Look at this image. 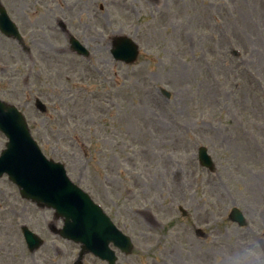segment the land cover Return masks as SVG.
I'll return each instance as SVG.
<instances>
[{"label": "rangeland", "instance_id": "obj_1", "mask_svg": "<svg viewBox=\"0 0 264 264\" xmlns=\"http://www.w3.org/2000/svg\"><path fill=\"white\" fill-rule=\"evenodd\" d=\"M4 2L21 20L22 0ZM54 9L90 58L69 54L59 32L53 72L28 81L30 66L13 67L0 98L131 236L120 264H220L249 239L264 243V0H55ZM113 35L139 45L133 65L112 59ZM4 143L0 134V151ZM200 146L215 173L199 165ZM233 207L246 227L227 220ZM52 213L1 178L0 264H72L79 248L49 233ZM23 225L45 241L34 253Z\"/></svg>", "mask_w": 264, "mask_h": 264}, {"label": "water", "instance_id": "obj_2", "mask_svg": "<svg viewBox=\"0 0 264 264\" xmlns=\"http://www.w3.org/2000/svg\"><path fill=\"white\" fill-rule=\"evenodd\" d=\"M73 50L87 56V52L76 40L70 39ZM116 60L132 62L137 55L135 45L127 38L116 37L111 50ZM38 106L43 107L38 103ZM0 131L9 138L7 149L0 158V176L6 172L10 179L22 189L21 194L37 203L57 208L65 219V228L60 233L76 241H83L84 251L100 247L95 239H86L83 230L92 227L90 234H98L103 243L111 240V230L102 216L87 199L65 178L63 168L51 161L47 162L29 136L25 121L20 113L10 105L0 102ZM200 161L213 170L210 158L200 152ZM230 219L239 225L244 224L241 213L233 209ZM77 227V228H76ZM69 236H68V235ZM28 241L33 242L31 235ZM124 245V244H123ZM122 245V246H123Z\"/></svg>", "mask_w": 264, "mask_h": 264}, {"label": "clouds", "instance_id": "obj_3", "mask_svg": "<svg viewBox=\"0 0 264 264\" xmlns=\"http://www.w3.org/2000/svg\"><path fill=\"white\" fill-rule=\"evenodd\" d=\"M220 264H264V243L249 239L224 254Z\"/></svg>", "mask_w": 264, "mask_h": 264}, {"label": "flooded vegetation", "instance_id": "obj_4", "mask_svg": "<svg viewBox=\"0 0 264 264\" xmlns=\"http://www.w3.org/2000/svg\"><path fill=\"white\" fill-rule=\"evenodd\" d=\"M50 14V13H49ZM46 17H36L35 15L33 16V19L28 18V21L24 22V25L22 26V31L25 34V37L29 40L30 45L33 47V45H36V42L38 44H41V40H42V34L45 28H49V25L52 24V20L51 17H49L46 21H45ZM46 26V27H45ZM51 29H53L51 27ZM39 33H41L39 35ZM37 34V35H36ZM50 34V33H49ZM52 40H57V37H53ZM30 52V50H29ZM26 58L29 57L28 55H26ZM45 55H41L39 57V62L40 64H45V65H49L50 62H48L46 60Z\"/></svg>", "mask_w": 264, "mask_h": 264}, {"label": "bare ground", "instance_id": "obj_5", "mask_svg": "<svg viewBox=\"0 0 264 264\" xmlns=\"http://www.w3.org/2000/svg\"><path fill=\"white\" fill-rule=\"evenodd\" d=\"M8 253V252H7Z\"/></svg>", "mask_w": 264, "mask_h": 264}]
</instances>
